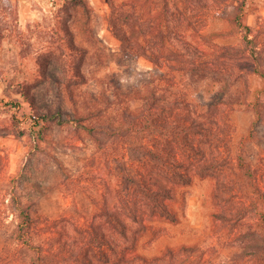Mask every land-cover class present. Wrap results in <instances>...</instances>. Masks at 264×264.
I'll return each mask as SVG.
<instances>
[{"label": "rangeland", "instance_id": "374dc122", "mask_svg": "<svg viewBox=\"0 0 264 264\" xmlns=\"http://www.w3.org/2000/svg\"><path fill=\"white\" fill-rule=\"evenodd\" d=\"M1 1L0 153L4 168L0 175V264L15 263L16 256L11 255L16 211L24 203L38 201L43 235L51 238L60 234L50 229L64 231L61 218L87 227L93 215L94 221L100 216L99 201L105 198L110 206L115 203L117 163L108 162L105 153L117 157L120 144L107 132L89 128L120 125L124 113L140 109L153 92L158 106L172 102L175 88L171 82L179 79L175 60L194 59L185 43L227 63L219 68L225 73L219 90L230 88L226 104L237 127L233 151L240 136L252 129V138L244 141L242 149L259 168L258 181L264 187V96L258 103L251 97L253 81L244 80L248 62L242 63L240 56L258 45L264 68V0H113L116 10L112 0H83L85 5L67 7L61 5L63 0H16V6ZM118 7L123 12L122 24L134 37L131 42L111 23L117 22ZM131 12L135 17L147 12V26L159 27L153 42L168 46L170 39L175 44V50L162 53L174 63L164 67L169 72L166 76L152 57L132 43L140 39L141 31ZM58 21L67 24L70 35L58 29ZM57 29L64 40L84 50L66 49ZM244 35L254 43L239 46ZM48 39L52 41L51 60L42 76L38 58ZM77 66L82 78L73 75ZM240 71L242 79L231 86ZM198 79L197 74H188L175 87L199 99ZM27 93L33 94L34 106L25 97ZM35 109L58 112L60 117L50 121L41 135L34 122ZM126 158L132 161L129 154ZM36 182L44 185V191L36 190ZM78 185L86 186L85 191L76 189ZM215 186L211 177H195L190 184L177 187L170 202L177 221L155 220L164 234L142 233L138 251L151 257L179 248L184 264H257L252 251L258 237L249 225L255 223L260 207L245 214L240 198L232 194L216 197ZM70 251L58 258L60 264H75Z\"/></svg>", "mask_w": 264, "mask_h": 264}, {"label": "trees", "instance_id": "16d2710c", "mask_svg": "<svg viewBox=\"0 0 264 264\" xmlns=\"http://www.w3.org/2000/svg\"><path fill=\"white\" fill-rule=\"evenodd\" d=\"M112 2V7L116 10V3L113 0ZM8 3L11 6L17 5L16 0H8ZM69 4L85 5V2L63 0L61 3L66 7ZM122 13L118 7L117 22L115 20L111 23L125 40L131 42L134 37L130 29L122 24ZM135 14L130 13L141 31V37L135 38V43H132L139 46L143 54L152 57L158 68L165 71L166 76L169 72L164 67L171 68L174 63L162 53L170 48L175 50V44L170 39L168 46L162 44L163 42H153L159 27L147 26V12L136 17ZM237 16L240 19V14ZM239 22L240 20L238 24H241ZM57 26L66 35L71 34L66 23L58 21ZM243 27L247 28V25ZM57 33L59 41L66 49L80 52L84 50L73 41L64 40L60 30ZM47 42L38 58L42 76L47 74L46 69L51 60L52 41L48 39ZM247 43H254V40L244 35L239 46L245 47ZM184 46L194 55V59L191 62L187 61L190 60L187 57L175 60L178 65L173 68L177 70L179 79L171 82V86L175 88L171 94L172 102L158 106V97L153 92L140 109L124 113L120 125H97L95 129L89 128L91 132L97 129L107 132L117 138V143L120 144L117 157L112 153H105V158H109L108 162L117 163L115 203L110 206L102 198V202L98 203L100 216L94 221L93 215V221L87 227L61 218L63 222L60 228L64 231L49 230L50 233L60 234L58 238L43 235L38 201L24 203L16 211L14 249L11 255L16 256L13 259L14 264H60L61 260L58 258L70 250V257L75 264H184V254L179 248H168L160 254L148 257L138 251L137 245L141 234L146 231L164 234L161 227L155 224V220L169 223L177 221L178 215L172 210L170 202L175 199L176 188L190 184L195 177L213 178L216 183L215 196L232 194L240 198L238 203H242L240 208L245 214L252 207H260L256 213V221L249 225V229L258 237V243L252 251L253 258L257 264H264V187L258 181L259 168L252 165L250 155L245 154L242 149L244 141L252 138V129L240 136L233 151L237 127L231 119V108L226 104L230 88L223 92L219 90L225 80V73L219 68L227 63L223 64L195 44L185 43ZM260 53L258 45H252L249 51L243 50L240 55L242 63L248 62L249 72L244 80L253 81L251 97L255 103L264 96V68L259 60ZM188 74L199 76L200 88L196 85L199 99L195 94L190 95L189 91L175 87L176 84L182 85L180 78ZM236 74L238 75L232 79L231 86H235L243 77L241 71ZM73 75L82 78L78 66L73 68ZM25 97L34 106L33 94L27 93ZM59 118L58 112L35 109L34 122L39 126L37 130L40 135L50 121H58ZM120 150H123L121 156L118 154ZM128 154L132 158L131 162L127 161ZM3 162L0 153V175L3 173ZM34 185L38 192L45 189L41 182ZM77 188L84 192L86 186L78 185ZM94 201L96 202L95 199L91 202ZM217 215L224 217L225 213ZM79 217L82 215L79 214ZM55 244H58L56 250Z\"/></svg>", "mask_w": 264, "mask_h": 264}]
</instances>
